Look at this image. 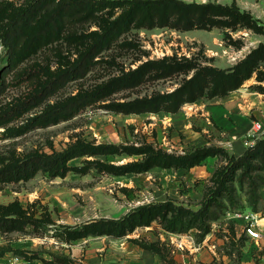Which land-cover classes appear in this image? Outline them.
Instances as JSON below:
<instances>
[{"label": "rangeland", "instance_id": "rangeland-1", "mask_svg": "<svg viewBox=\"0 0 264 264\" xmlns=\"http://www.w3.org/2000/svg\"><path fill=\"white\" fill-rule=\"evenodd\" d=\"M27 1L0 0V21L25 7ZM183 2L236 6L238 15L212 17L221 23L187 30L181 17L184 13L147 8L136 2L107 3L94 12H67L62 16L59 34L41 42L40 49L22 62L10 64L8 49L1 47L0 107H14L25 101L37 91L38 83L49 71L59 74L81 61L87 49L95 47L97 54L86 73L81 71L69 78L47 100L0 127V165L33 152H61L78 141L118 149L114 154L71 160V170L63 177L40 171L30 179L0 185V205L18 203L45 225L0 234V253L8 251L14 261L6 264H24L19 257L12 258L19 250L36 257L26 264H47L53 262L52 257L61 263L105 264V253L111 244L121 250L132 244L129 238L156 244L168 264H264L262 243L258 246L243 231V221L233 218L249 212L264 218V136L256 135L249 146L244 139L253 129L251 121H260L264 126V104L253 94L264 92V0ZM55 6L44 7L41 14H49ZM131 9L133 14L128 13ZM173 58L198 67L162 77L154 76L153 71L140 84L118 87L107 98L81 108L74 116L50 124L30 123L69 97L120 79L149 61ZM248 59H256L257 66L238 90L221 96L209 86L177 113L186 124L190 120L194 132H203L196 141L189 142L187 133L174 126L177 114L125 113L112 107L115 103L174 92L198 68L230 71ZM230 99L237 102L229 116L231 124L240 127L238 117L247 119L248 125L252 123L251 128L246 126L233 135L219 130L209 112L211 106ZM145 148L175 157L201 149L210 150L213 155L188 170L156 166L146 172L122 175L119 168L147 159L145 154H132L135 149ZM167 201L193 211L204 209V225L199 226L198 220V226L187 232L173 233L155 221L124 238L105 240L104 236L92 242L68 241L62 234L65 225L118 219L140 206ZM87 250L93 256L87 255ZM178 252L184 259L175 258Z\"/></svg>", "mask_w": 264, "mask_h": 264}, {"label": "trees", "instance_id": "trees-1", "mask_svg": "<svg viewBox=\"0 0 264 264\" xmlns=\"http://www.w3.org/2000/svg\"><path fill=\"white\" fill-rule=\"evenodd\" d=\"M136 2L144 7H157L168 11L184 13L181 15L186 22V29L193 28L207 29L221 23L212 17L238 15L236 6L222 5H200L187 4L180 0H28L25 7H21L4 20L0 21V42L3 48L8 49L9 62L19 63L27 57L36 53L41 42H46L53 35H58L62 23V16L71 11L74 14L80 12H94L99 5L113 3L124 4ZM56 4L55 8L49 14H41L44 7ZM134 9L136 5L133 6ZM133 14V9L128 11ZM46 21H43V19ZM43 21V22H42ZM176 24V23H175ZM179 24V23H177ZM100 44V43H99ZM95 47H91L83 54V59L77 63L71 64L67 69L58 73L48 72L46 78L38 83L37 91L30 95L25 101L18 103L14 107H0V127L6 126L15 118H18L36 107L50 96L54 95L69 78L79 75L82 71L86 73L90 63L97 54ZM256 59H248L237 68L230 71H224L216 68H198V72L186 81L179 89L171 93H157L149 98H138L124 103H115L113 109L125 113H144L168 111L177 114L182 106L187 102H194L197 99L196 93L203 94L210 86L215 95L225 96L238 90L247 79L252 76ZM198 66L189 61L173 59H164L161 61H149L140 66L137 70L125 74L120 79L107 82L92 90H87L76 96L69 97L65 102L56 106L49 107L40 115L32 118L31 124H50L59 122L63 118L74 116L81 108L107 98L116 88L133 87L144 81L149 73H154L156 77L170 76L174 73H185ZM5 73H3L4 75ZM2 74H0V85L2 84ZM1 89V88H0ZM31 102V104H29ZM117 148L105 145L95 146L89 143L78 141L69 145L61 152L53 154L33 152L23 158H14L8 163L0 165V185L5 183L19 182L34 177L38 172L49 173L53 177L65 176L71 167L69 162L82 156H91L97 154H114ZM132 154H145L147 159L141 163H130L119 168L122 175L128 173L146 172L156 166L188 169L192 168L209 156L213 155L210 150L201 149L193 154L175 157L155 152L151 148L143 150L135 149ZM205 210L193 211L183 206H175L172 201L165 203H155L140 206L127 215L118 219H94L81 225H65L62 232L68 241L96 237H114L124 238L131 235L136 229L151 226L155 221H159L168 232L183 233L195 226L204 225ZM198 220L200 223L197 225ZM43 221L34 219L18 204L0 205V234L13 232H24L29 226L40 227ZM59 236V235H58ZM132 242L140 245L142 248L163 254L155 246L156 244L143 242L142 240L132 238ZM7 251H3L4 254ZM18 257L27 260H34L29 253L23 250L15 251ZM51 263L54 264H75L69 261L61 263L52 257Z\"/></svg>", "mask_w": 264, "mask_h": 264}, {"label": "crops", "instance_id": "crops-1", "mask_svg": "<svg viewBox=\"0 0 264 264\" xmlns=\"http://www.w3.org/2000/svg\"><path fill=\"white\" fill-rule=\"evenodd\" d=\"M220 105H213L209 108V112L212 114V119L213 122L218 126V129L221 130L222 132H225L226 134H238L242 131H244V129L246 128V126L248 128L252 127V123L253 121H251L252 123H250L249 125L246 123L243 117H238L237 115H235V117H238V122L239 125H241L240 127H234L231 122H230V115L232 113L233 110H235L236 108V104L237 102L235 100H229L223 103H219ZM174 119V126H177L180 130L185 131V133H187V140L189 142H193L196 141L198 139H200L202 137L203 132L198 133V132H194L191 128V124H190V120L187 119V125L185 121H181L182 119V115H175ZM243 119L245 121V123L243 122ZM183 120V119H182ZM249 122V121H248ZM205 125V123H203ZM243 124V125H242ZM245 126V127H244ZM206 130V129H205ZM204 130V131H205ZM190 169V168H188ZM188 169H183V170H188ZM99 238H103V237H97V238H89V239H85V242H88L90 240V242H92L93 239H99ZM108 238V236H105V240ZM129 238V241L132 244H128L126 247H124L121 250H118L117 247L114 248L113 244H111V247L109 248V250H107V252L105 253V264H168L167 262H165L161 255H159L158 253H154L152 251H149L147 249L142 248L140 245L132 242ZM93 244V243H92ZM87 255L91 254L90 250H87ZM123 251H125V253H123ZM8 251L5 252L4 254L0 255V264H6L8 261H11L10 263H14L13 260H11V258L8 257ZM25 253H28L25 251ZM93 256V254H91ZM16 257H12V258H17ZM175 258H182L184 259V255H182V253L180 254L179 252L177 253V255L175 256ZM19 259L21 261L24 262V264L29 263L33 260H27L24 259L23 257H19ZM83 262V261H81ZM19 264V263H17ZM47 264H54L51 263L50 261L47 262Z\"/></svg>", "mask_w": 264, "mask_h": 264}, {"label": "built area", "instance_id": "built-area-1", "mask_svg": "<svg viewBox=\"0 0 264 264\" xmlns=\"http://www.w3.org/2000/svg\"><path fill=\"white\" fill-rule=\"evenodd\" d=\"M59 2L61 0H53ZM180 1H196V0H180ZM264 25V16H263ZM3 45L0 42V49ZM264 86V83H261ZM255 96L261 99V103L264 104V92H253ZM253 129L248 132L244 139L245 145H253V140L257 136H264V126L260 121H254ZM233 218H240L243 221V231L245 234L252 239L258 246L262 243L264 247V218L255 212H249L245 214H235Z\"/></svg>", "mask_w": 264, "mask_h": 264}]
</instances>
